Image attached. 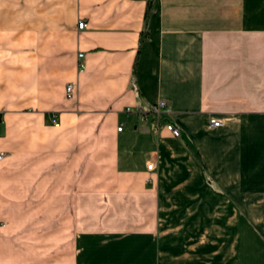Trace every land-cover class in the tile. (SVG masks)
<instances>
[{"label":"crops","instance_id":"1","mask_svg":"<svg viewBox=\"0 0 264 264\" xmlns=\"http://www.w3.org/2000/svg\"><path fill=\"white\" fill-rule=\"evenodd\" d=\"M146 8L0 0V264H264V0Z\"/></svg>","mask_w":264,"mask_h":264},{"label":"built area","instance_id":"2","mask_svg":"<svg viewBox=\"0 0 264 264\" xmlns=\"http://www.w3.org/2000/svg\"><path fill=\"white\" fill-rule=\"evenodd\" d=\"M87 25V22L82 20L79 22L78 27L80 29L84 28ZM84 52H80L78 54L79 62H78V70L79 72H83L85 69V61H84ZM74 84L70 83L67 86V92L68 94L73 93ZM126 110L128 111H136L140 115V122L142 124L147 123L150 114H152V120L150 123V127L152 131L159 132L161 128L167 129L169 132H171L174 136H180L181 135V129L174 125L172 122L165 119L166 115H169L172 113L171 105L167 100L161 99L155 103H152L148 109L144 108L143 106H137V107H127ZM58 124V122H56ZM208 126L209 127H218L222 124V121L216 117H209L208 119ZM123 125L118 127V130H122ZM6 155V152L3 150H0V160H2ZM154 161H150L147 164L148 169L154 168Z\"/></svg>","mask_w":264,"mask_h":264},{"label":"trees","instance_id":"3","mask_svg":"<svg viewBox=\"0 0 264 264\" xmlns=\"http://www.w3.org/2000/svg\"><path fill=\"white\" fill-rule=\"evenodd\" d=\"M153 4H154V0H147V8H146V20L148 19V17L150 16L152 9H153ZM146 28L144 29V31L142 32V38L141 40L143 41L144 37L146 36Z\"/></svg>","mask_w":264,"mask_h":264}]
</instances>
